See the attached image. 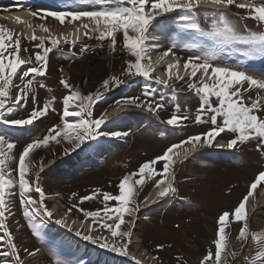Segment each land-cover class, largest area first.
<instances>
[{
    "label": "rangeland",
    "instance_id": "374dc122",
    "mask_svg": "<svg viewBox=\"0 0 264 264\" xmlns=\"http://www.w3.org/2000/svg\"><path fill=\"white\" fill-rule=\"evenodd\" d=\"M48 1V4H43L37 0H0V13L7 11L10 5L17 9L28 7L33 12L91 10L86 9L77 0ZM226 11L230 13V21L238 28L247 25L249 30L264 29V26L258 25L252 19H239L246 15L245 10L232 6ZM197 16L204 32L182 29L181 21L175 14L156 27L151 32L149 40H161L160 44H163L161 49L170 48L173 42L180 45L198 44L205 49L215 51L218 60L222 63L240 65L244 70L264 77V57H245L239 50L243 46L217 44L215 38L206 35L211 29V19L206 17H212L213 12L201 8ZM37 21L41 20L37 19ZM47 21L51 26L61 30L75 23L69 24L66 21L61 25L52 17H48ZM0 24L20 33L1 19ZM48 36L49 34L44 35V37ZM35 43L38 41H28L21 34V57L24 59L31 57L33 65L36 63ZM85 45L87 50L81 52V48ZM46 46L50 45L46 42ZM194 51L182 46L173 49L175 57L181 59L183 63ZM129 58V53L123 46L122 34H117V44L114 48L110 46V40L107 38L100 40L96 34L75 43L72 41L64 43L61 40L58 49L49 54L46 74L33 78L36 100L33 101L30 97L25 102L26 107H22L12 118H26L33 107H42L43 103L53 96L56 97L53 102L56 111L49 110V113L39 118L34 125L22 129H12L0 124V130L7 131L16 143L14 153L18 156L27 143L37 137L42 138L49 127L59 122L63 110L62 98L68 94V89L60 83L61 79H66L73 89L78 88L83 95L98 89L102 92L103 99L94 107L95 117L114 107L118 99L131 96L145 101L144 107L126 106V110L123 109L119 114L109 116V121L102 126L103 131H126L129 133L127 136L99 137L97 140L87 142L82 149H78L80 151L78 154L72 156H66L67 154L64 153V148L67 146L64 142L61 144L51 142L47 148L37 149L32 154V160L37 164V167L29 173V177L33 180L36 178L34 171L39 167L41 158L43 164L51 159L54 160L49 168L39 174V183L45 192L47 208L55 212H52L51 218L40 215L34 219L33 223L39 226L42 233L41 236H36L29 227V222L23 217L18 194L12 197L13 214L9 216L7 223L16 238L25 264H55L57 258L63 260L65 264H78L80 260H83L84 264H137L138 261L140 264H200L209 247L214 251L211 242L216 238L218 216L224 211L231 212L247 194L255 176L264 170V151L257 150V141H249L233 149L219 150L216 147V139L226 141L227 144L233 138L229 132L222 133L211 146L203 145L189 159L183 162L174 161L175 193H170L160 201L146 204L145 197L155 187V179L159 177L152 179L146 177L144 185L137 186L136 199L140 205L139 211L135 216L125 217L127 221L134 222L128 225L132 227V237L127 247V255L101 248L99 244L83 239V234H88V230H79L71 226L72 218L85 220L83 214L77 211L74 205L86 210H95L102 208L104 201L100 195L81 203V197L90 195L96 189H100L101 193L107 191L117 194V185L125 174L136 171L143 162L162 155L171 144H179L189 136L204 133L210 128V120L207 116L205 122L197 123L195 120L200 101L195 92L187 88L188 77L183 80L172 78L165 86L154 81L153 73L152 79L121 75ZM27 67L28 65L23 66L25 70ZM61 68L63 71L60 70ZM114 75L120 76L127 83L104 92L101 87L102 82ZM40 84L45 87H39ZM145 88L152 90L151 97H145ZM254 96L253 92V98ZM161 97L164 98L162 101L164 107L158 109L156 113L149 111L147 102L160 101ZM212 102L217 103L215 98ZM177 104L180 105L178 114L188 117L182 122L181 127H173L166 123L176 111ZM10 167L15 165L10 163ZM156 167L162 168V162ZM16 191L18 193V189ZM263 192L264 184H261L253 193L252 204L260 201ZM47 194H55L56 201H49ZM32 196L33 199L39 200V194L34 191ZM70 208L72 211L69 212ZM251 211L252 207L246 210L249 231L264 230V207L260 205L254 213ZM60 218H65L70 227L55 223V220ZM85 221L89 229L91 219ZM241 226V222H231L228 225L227 247L235 250L238 256L224 257L225 264H247L244 257L255 250L254 242L250 237L246 246L241 248V242L237 240ZM124 230L127 228L125 227ZM77 231L82 235H77ZM90 234L109 235L107 232L96 230ZM124 239L128 240V238ZM159 244H163L164 248L158 249ZM0 248L7 250V245L2 244ZM24 248L35 254L29 256L23 252Z\"/></svg>",
    "mask_w": 264,
    "mask_h": 264
},
{
    "label": "snow or ice",
    "instance_id": "6c2138e0",
    "mask_svg": "<svg viewBox=\"0 0 264 264\" xmlns=\"http://www.w3.org/2000/svg\"><path fill=\"white\" fill-rule=\"evenodd\" d=\"M85 8L91 10H72V11H29L30 18L35 17L44 21L48 17L55 18L63 25L66 21L69 24L79 21L84 29L85 36L96 34L98 39L110 40V46L117 44V34H122L123 46L129 53L130 58L126 61L121 75L131 77L143 76L152 79L154 71L153 63L149 53L156 47L149 44L151 32L162 22L169 18L170 14H176L181 21L180 27L185 30H195L204 32L201 28L197 13L201 11V5L212 6L211 29L206 35L216 39L217 44H229L243 46L239 50L245 57H264V29L249 30L247 25L238 28L230 19V13L226 10L230 6L246 11V15L239 19H252L258 25L264 26V0L254 2V0H77ZM19 23H23L31 28L33 34L28 37L35 43L37 49L34 53L35 65L31 63V57L24 59L21 57L22 44L21 34L14 32L5 25L0 24V124L12 129H22L34 125L39 118L45 117L49 110L55 112L53 102L56 97L43 103L42 107H33L26 118H12L22 107H26L25 102L31 97L36 100L34 77L44 76L49 66V54L58 49L61 40L55 38L49 31V28L40 23L33 27L29 19L21 20V17H10ZM87 20L88 23L83 21ZM91 25V27H90ZM39 28L43 32L49 33L48 37L36 36L35 29ZM76 33L80 29L77 28ZM79 39V35L76 36ZM46 42L50 46H46ZM64 43H68V37L65 36ZM75 43V41H72ZM195 50L184 62V68L188 77L186 84L190 91H194L199 98V107L195 120L197 123L205 122L207 116L210 120V128L201 134L189 136L187 140L180 141L179 144L173 143L163 152L151 160L145 161L138 169L132 173L125 174L119 181L118 193H101L96 189L90 195L80 198V202L95 199L102 195L104 205L95 210H86L76 207L81 212L85 220L91 219V225L88 234H83V239L91 241L93 244H99L101 248L110 249L127 255V247L132 237V227L129 224L133 221H127V216H135L139 211L140 205L137 203V186L145 183V178L155 179L156 195L149 200L145 197L147 203H152L160 198L167 197L170 193H175L173 181L175 174L173 171L174 150L181 148L185 143H191L192 148H185L182 153L176 155L187 157L196 147V142L203 139V143L211 146L213 141L222 133L229 132L233 135L226 145L217 147H226L233 149L237 145H243L249 141H257L258 151H264V79L256 78L248 74L243 66L227 65L218 60L217 54L211 49H205L198 44H183L173 42L172 46L159 58L167 56L177 47ZM87 50V45L81 48V52ZM27 51V49H23ZM28 65L26 70L23 66ZM179 67V58L175 64H169L168 69ZM63 71V69H60ZM199 73V75H198ZM183 80L184 76L177 73H171L170 79ZM156 81L165 86L169 81L155 78ZM19 82V83H18ZM60 83L68 94L62 98L63 110L59 117V122L53 124L47 129V133L41 137L32 139L17 154L14 149L17 147L10 134L5 130H0V245L6 244L7 250L0 248V264H25L21 257V250L18 248L16 238L10 230L7 223L12 213V197L19 196V203L23 210V217L29 222L33 233L41 236V230L38 225L33 223L37 216L43 215L48 218L53 216L45 204V192L39 183V172L33 180L29 173L37 164L32 160V154L40 148H47L51 142L55 144L66 143L64 153L80 149L87 142L97 140L99 137L120 138L127 136L126 131H103L104 126L109 121V116L105 112L99 117L94 116L95 105L103 99L102 92L98 89L83 95L78 88L73 89L72 85L66 80L61 79ZM127 83L120 76H110L102 82L101 87L108 91L110 88H116ZM39 87H45L40 84ZM253 92L255 96L253 98ZM145 97H151L153 92L150 88H145ZM213 98L217 103L213 104ZM163 97L160 101L149 100L147 109L156 113L158 109L164 107ZM126 106L144 107L145 101L139 97H125L115 101L113 112L119 114ZM180 105H176V111L166 121L173 127H181L182 122L187 120L186 115H179ZM39 164L43 169V163ZM162 162V168L156 165ZM10 163L15 167H10ZM264 184V170L260 171L252 181L242 200L234 209L224 211L218 216L217 230L215 239L211 242L214 246L207 249L200 264H225L224 257L231 256L236 258L238 253L227 247L228 233L227 228L231 222H241L237 240L241 242V248L246 246V242L251 238L254 242L255 250L245 256L247 264H264V230L249 231V224L246 218V204L249 197L253 196V190ZM18 189V193L16 191ZM33 191L39 194V200L33 199ZM109 202H115L110 204ZM69 212L72 211L70 208ZM67 215V213L65 214ZM55 223L67 225L65 218L56 219ZM94 226V228H93ZM83 227V225H81ZM127 230H124V228ZM107 232L109 235L93 236V231ZM77 235H82L80 231ZM124 238H128L125 241ZM158 249H163L164 245H157ZM37 251H39L37 249ZM23 252L29 256L35 253L28 248ZM135 259V257H133ZM157 259V257H153ZM55 264H65L59 258ZM78 264H84L80 260ZM137 264H140L138 261Z\"/></svg>",
    "mask_w": 264,
    "mask_h": 264
},
{
    "label": "bare ground",
    "instance_id": "6f19581e",
    "mask_svg": "<svg viewBox=\"0 0 264 264\" xmlns=\"http://www.w3.org/2000/svg\"><path fill=\"white\" fill-rule=\"evenodd\" d=\"M240 2H243V0H241ZM255 2V1H254ZM259 2V1H256ZM201 7H206L207 9H212L211 5H201ZM232 6L229 7V9ZM7 11L5 12H1L0 13V19L4 22H6L9 26H11V28L16 29L18 31H20V33L24 36V37H29L33 34V31L31 28H28L26 25H24L23 23H19L17 21H15L14 19H11L10 17H14V16H19L21 17V20H25V19H29L30 23L33 25V27H35L36 25L40 24V23H44L48 28L50 33L57 39L60 40H64V37L67 36L68 40H74V41H79V40H83V38H85L86 36L83 34L84 33V29L81 26L80 22H75L72 26H69L67 28H65L64 30L61 29H57L56 27L51 26L50 24H48L47 18L44 21H37V19L35 17L30 18L28 16L29 11H33L31 10V8H22V9H17L15 6L10 5L7 9ZM171 15H175V14H170ZM49 20V19H48ZM84 23H88L87 20L83 21ZM91 27V25H90ZM79 28L80 31L79 33H76V29ZM40 34L42 36L44 35H48L49 33L43 32L42 30H40L39 28L35 29V35ZM79 35V39H76V36ZM161 40L158 39H150L149 40V44H154L156 45V47L149 53V55L151 56V60L153 63V67H154V71L152 72L154 75V77L156 78L157 76L160 77L161 79H166V80H171L169 78L171 73H177L180 76H184V78L187 77V75L185 74L186 70L184 68V63L181 59H179V67H173L171 69H168V65L169 64H175L176 63V57L175 55H173V53H169L167 56H163L162 59H159L163 53L165 51H167L168 48L166 49H161V46H163V44H160ZM158 48V49H156ZM160 48V49H159ZM225 64V63H223ZM228 65V64H227ZM248 72V74L253 75L256 78H260V79H264V77H262L261 75L254 73V72H250L249 70H245ZM199 75V73H198ZM106 92V91H104ZM115 107V106H114ZM110 108L106 113L108 114V116H113L116 113L113 112V108ZM126 107H124L123 109H125ZM122 109V110H123ZM121 110V111H122ZM126 110V109H125ZM160 121H162L161 119H159ZM217 144L219 145H226V141H223L221 139H216L215 141ZM205 145L203 143V140L196 142V147L195 149L187 156V157H181L176 155L177 152L182 153L183 150L185 148H192V144L191 143H185L184 145L181 146V148L174 150V154H173V161L175 162H183L187 159H189L194 153H196L199 149L202 148V146ZM84 147V146H83ZM83 147H81L80 149H82ZM217 147V146H216ZM217 149L221 150L224 149L226 150V147H217ZM80 151H78V149L74 152H71L69 154H67L66 156H72L75 154H78ZM52 162H54L53 159H51L49 162L43 164V169L41 170L40 167H38L34 173L35 175H37V173L39 172V174L43 171L46 170L47 168H49V166H51ZM175 174V172H174ZM158 179V178H157ZM176 181V174H175V178L173 181V184ZM257 189L253 190V193L256 191ZM156 191H158V189H156L155 187L150 191V193L146 196L149 200H152V198L156 195ZM47 199L49 201H56L57 196L55 194H47L46 195ZM162 198L155 200L154 202L160 201ZM146 202V201H145ZM153 203V202H152ZM146 204H151V203H147ZM246 204V210L249 207H252V211L253 213L257 210L258 207H264V192L262 193L261 199L260 201H258L257 204H252V197H249V199L245 202ZM56 208V206H54ZM251 211V212H252ZM55 212V211H52ZM72 224L71 226L80 229H88V223L85 220L82 219H77V218H72ZM81 225H83V227H81Z\"/></svg>",
    "mask_w": 264,
    "mask_h": 264
}]
</instances>
